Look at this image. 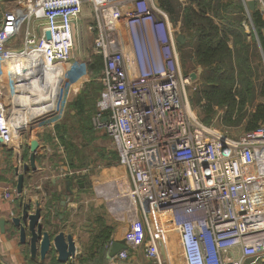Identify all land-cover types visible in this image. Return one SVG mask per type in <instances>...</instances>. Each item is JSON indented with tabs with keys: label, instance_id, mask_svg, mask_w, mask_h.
<instances>
[{
	"label": "built area",
	"instance_id": "built-area-1",
	"mask_svg": "<svg viewBox=\"0 0 264 264\" xmlns=\"http://www.w3.org/2000/svg\"><path fill=\"white\" fill-rule=\"evenodd\" d=\"M86 2L94 11L86 25L94 36L88 62L98 55L104 63L92 126L112 141L131 180L145 257L154 264L264 258V125L234 137L197 117L187 95L191 76L181 70V31L157 0H0V61L11 75L0 84L1 142L20 151L29 124L55 118L29 121L36 111L29 107L36 90L30 91L48 76L51 95L53 74L75 63ZM17 42L20 47L11 46ZM19 88L25 112L17 104ZM63 165L57 174L76 188L87 169ZM0 191L10 199L1 182ZM116 258L126 261L129 254Z\"/></svg>",
	"mask_w": 264,
	"mask_h": 264
},
{
	"label": "crops",
	"instance_id": "crops-1",
	"mask_svg": "<svg viewBox=\"0 0 264 264\" xmlns=\"http://www.w3.org/2000/svg\"><path fill=\"white\" fill-rule=\"evenodd\" d=\"M246 1L242 0L246 15L250 16L251 12L248 10ZM4 6L6 7L7 3ZM257 6L261 11L262 4L260 0H258ZM262 15L264 18L263 12ZM19 90L22 91L20 88ZM34 92L35 95L34 93L33 95L36 98L34 101L32 100V104L29 106L31 109L35 104L44 101L43 99H37V90ZM63 93L61 92L47 100L46 103L44 102L45 104L39 105L40 109L38 111L32 110L35 114L34 117H31L32 124L35 125L47 114L50 116L56 113V116L53 120H49L47 125L43 123L37 132L42 152L48 153V156L41 159L37 154V169L25 173L24 188L21 194L17 190V174L20 170H23L24 163H28L30 151L24 152V144L20 151H16L11 146H6L0 142V182L4 192L10 196V199H6L3 191H0V220H6L4 229L2 230L0 227V264H63L57 260L56 251L47 255L45 259H41L39 252L36 256H32L30 245L22 243L19 230L13 226L11 220L13 217L21 215L23 205L26 203L31 204L30 213H33L37 208L36 204L40 203L44 230L50 231L53 235L63 231L66 235L71 234L73 236L77 247V257L71 264H154L145 257L143 252L146 236L140 222L141 219H138L136 215L137 204L130 195L131 180L125 169L121 178L104 182L97 181L95 186L96 196L106 201L107 208L115 216L113 223L107 221L99 213L100 209L97 206L89 208L86 205L82 206L80 210L79 202L72 203L73 199L71 200V198H75L78 193L87 190V182H84V180L88 178L89 174L79 177L76 188H73L75 184L71 183L72 190L76 192L69 196L64 211L61 210V202L67 193L66 181L69 180L57 174L64 166V161L66 160V164L68 163L66 158L67 148L62 142L63 131H58V126L63 125V121L67 116L68 92L65 90ZM20 94L18 95L21 96V104L23 105L21 107H24L26 99L22 96V93ZM33 95H31L32 99L34 98ZM99 98L100 96L96 101V108ZM60 99H62L61 103ZM62 129L63 127H61ZM221 130L229 133L226 129ZM102 133L103 138L108 139L106 134ZM64 138H66V135ZM32 140H27L29 146ZM62 147L64 152L61 151ZM115 158L118 160L116 152ZM93 177L90 175V178ZM113 187H117L125 196L123 198H112L110 201L106 200L104 196H99V194H109ZM109 229H113L112 233L108 231L105 234L104 230ZM119 240H125L127 250L124 251L129 254V259L126 261L117 260V256L108 259L110 245L112 242Z\"/></svg>",
	"mask_w": 264,
	"mask_h": 264
},
{
	"label": "trees",
	"instance_id": "trees-1",
	"mask_svg": "<svg viewBox=\"0 0 264 264\" xmlns=\"http://www.w3.org/2000/svg\"><path fill=\"white\" fill-rule=\"evenodd\" d=\"M157 2L176 25L181 23V33L187 38L184 44L179 45V50L184 51L183 58L195 57V63L203 68L198 93L206 101L208 109H203L201 115L207 119L212 106L218 105L225 109L223 118L227 123L236 111L239 114L248 105L252 110L248 113L247 130L264 123V102H257L258 98L264 99V18L258 6L250 14L257 40L248 41L243 25L247 19L242 0H189L186 5L177 0ZM103 64V58L94 55L87 67L89 76L99 75ZM88 85L92 89L86 90L75 102L81 119L79 122L87 132L85 136L94 132L90 112L94 102L96 108L102 90L99 81ZM67 130L65 125L58 126L64 137ZM64 137L63 142L67 135ZM74 148L70 146V149Z\"/></svg>",
	"mask_w": 264,
	"mask_h": 264
},
{
	"label": "rangeland",
	"instance_id": "rangeland-1",
	"mask_svg": "<svg viewBox=\"0 0 264 264\" xmlns=\"http://www.w3.org/2000/svg\"><path fill=\"white\" fill-rule=\"evenodd\" d=\"M177 1L186 5L189 0H177ZM84 6L85 7H84L83 14H82L81 22L79 24V28H80L79 35L76 36V45L74 48L75 50L74 54L76 57L74 60L75 63L65 64L66 65L65 67L68 66L70 70L69 75L72 78H68V82L65 88L66 92H68V105H67V116L63 121V126L64 125L67 126L68 130L65 132V134L67 135V140H66L67 142L66 141L64 142L62 141V142L65 146H66V143H68L66 158H67V161L70 167L74 170L87 169V173L85 174H89L88 178L84 180V182H87L86 183L87 190H85L84 192L78 193L75 196V198H71V200L73 199L72 202L73 203L79 202L80 210L82 206H86V205L87 207L89 206V208L93 206L99 207L100 209L99 213L102 214L106 218L107 221H110V223H113L115 220V216L107 208L105 204L106 201L103 198H98L96 196L95 186H96L97 181L104 182L108 180H116V179H119V177L121 178L124 175V168L119 165L117 158H115V149H114V145L112 141L109 138L108 139L103 138V135H102L103 133L101 131L95 130L93 128L94 132H91L89 133L88 136H85L87 132H84L86 131V129H84L83 124L79 122L81 121V119L78 116V113H77L78 109H76V106H75V102L78 99V97L81 94H83L86 90L92 89V87H90V85L88 84L92 82L97 83L98 78H99V75H96V74L90 77L89 74H87L88 72H86V69L89 64L88 59H89V56L91 55V48L93 46V39H94L93 34L87 31L86 25H87V22L94 17V11H93V7L91 3L89 2H86ZM246 19L247 20L243 22V25L245 26L246 28L245 31L248 34V41L253 40V39L257 40V33L253 26L251 16L246 15ZM170 21L174 27H179L181 31L180 22H178L176 25L172 21L171 18H170ZM11 46L20 47V43L17 42L15 44H11ZM183 53L184 51L182 52V50H179V57H180L182 73L184 75H195L194 79L191 82L190 87L187 88V95H188L190 106L193 112L205 124L207 123L208 125H212L214 127H217L218 129H226L234 137H238L242 135L244 132H246L247 130L246 126H247L248 117H249L248 113H250L252 110V108H250L248 105H246L243 112L238 114L236 111L233 114V117L227 120V123H226L225 118H223V116L225 115V111H224L225 109L221 108L218 105L212 106L211 115H209L207 119L201 115V112H203V109H208V107L205 106L206 101L202 100L201 95L198 93L201 87V84H202L201 75L203 72V68L201 67V65H198L197 63H195V57L188 58L185 56V58H183L184 57ZM263 67H264V62H263ZM254 68H255V65H254ZM78 69H79V72L75 71ZM8 70L9 68L3 62L0 61L1 83L9 79L10 72ZM18 78L19 76L16 70L15 79L17 80ZM22 92L24 91H20V93ZM22 96L25 98V94H22ZM257 102H264V99L258 98ZM41 104L42 103L35 104L36 111L40 109L39 105ZM203 104L205 107L203 106ZM92 106H93V111L90 112V115H92V118H93L95 114V102H94V105ZM244 112L246 114L243 117ZM240 118L242 119L240 120ZM41 125L42 124H40L39 126H32L31 124L28 125L29 130L27 132V135L24 137L25 140H23V144L25 148L24 152L30 151V146L28 145L27 140L29 141L30 139L38 140L37 132L41 128ZM46 143L48 144V142ZM70 146L75 147V148L70 149ZM46 156H48V153L42 152V149L40 148L38 152V157H40L41 159H45ZM90 175L94 177L90 178ZM117 192H118L117 187H113L112 190L110 191V193H113V194ZM82 212H83V209H82ZM108 231L112 233L113 229L104 230V233L107 234ZM260 262H264V258H260L256 261H246L245 264H255V263H260Z\"/></svg>",
	"mask_w": 264,
	"mask_h": 264
},
{
	"label": "water",
	"instance_id": "water-1",
	"mask_svg": "<svg viewBox=\"0 0 264 264\" xmlns=\"http://www.w3.org/2000/svg\"><path fill=\"white\" fill-rule=\"evenodd\" d=\"M258 0H247L246 5L250 12H253L257 7ZM264 13V10L261 9ZM264 33V31H263ZM46 37L50 38V33H46ZM187 38L184 34L177 36L179 44H184ZM195 75H191L192 80ZM3 91H6V85L3 86ZM1 142V140H0ZM40 142L38 140H32L30 143V155L28 163H24L23 170H20L17 174L18 184L17 190L21 194L24 188L25 173L28 171H36L37 169V154L40 150ZM67 193L63 197L61 202V210L64 211L67 206L69 196L73 194L71 188V180L66 181ZM37 208L33 213H30L31 204L26 203L23 205L22 213L20 216L13 217L11 222L13 226L19 230L20 239L22 243H28L32 256H36L39 252L41 259H45L47 255L53 251L57 253V260L63 264H71V262L77 257V247L74 238L71 234L66 235L63 231L56 235L51 234L50 231L44 230V224L42 220V209L40 203H37ZM6 220H0V227L3 230ZM127 250L125 240H119L112 242L108 252V259L115 258L120 252Z\"/></svg>",
	"mask_w": 264,
	"mask_h": 264
},
{
	"label": "bare ground",
	"instance_id": "bare-ground-1",
	"mask_svg": "<svg viewBox=\"0 0 264 264\" xmlns=\"http://www.w3.org/2000/svg\"><path fill=\"white\" fill-rule=\"evenodd\" d=\"M11 66H12L11 68L14 69V73H16V70H15L16 68L14 67L13 63H12ZM68 72H69L68 66L67 67L63 66V67H61L60 71L56 72L57 74H53L55 76L53 78H51L50 80L52 82H55V84H52L50 86V90L52 92V94L50 96L48 95L47 90H46L47 87H48V82H45V80L48 79V76L45 77V80L41 78L40 81L41 82L43 81V84L40 83L39 81L33 82L32 88L30 86V88H31L30 93L32 94L34 89L37 90V92H38L37 99L38 100L43 99L44 100L43 102H47V100H50L52 97H54L55 95H57V94H59V93H61V92H63L65 90L64 89V85L66 84V81H67L66 80V76L68 75ZM62 77H64V78L62 79ZM14 78H15V75H14ZM6 79H7V77H6ZM0 84H1V80H0ZM45 93H46V95H45ZM35 98L36 97L34 96L33 99L35 100ZM43 102H41V103H43ZM20 103H21V101H20ZM29 104L30 105L32 104V99L30 100ZM18 106H19L20 110L25 112L24 107H21L22 105H18ZM26 116H27V114H26ZM29 121L32 123V118L31 117H30ZM27 122L28 121L26 119L23 120V124H25ZM99 196H104L106 198V200L110 201V199H112V198H117V197L123 198V196H125V195L123 193L119 192V190H118V192L115 193V194H113V193L102 194V195L99 194Z\"/></svg>",
	"mask_w": 264,
	"mask_h": 264
},
{
	"label": "flooded vegetation",
	"instance_id": "flooded-vegetation-1",
	"mask_svg": "<svg viewBox=\"0 0 264 264\" xmlns=\"http://www.w3.org/2000/svg\"><path fill=\"white\" fill-rule=\"evenodd\" d=\"M30 98H31V97H30ZM31 99H32V98H31ZM31 99H30V100H31ZM16 100H17V104H18V105H21V103H20L21 96L18 95L17 98H16ZM32 100L34 101V99H32ZM18 107H19V106H18Z\"/></svg>",
	"mask_w": 264,
	"mask_h": 264
}]
</instances>
